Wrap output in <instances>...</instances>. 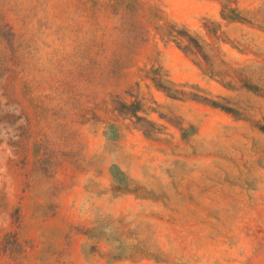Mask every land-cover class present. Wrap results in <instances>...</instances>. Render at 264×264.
<instances>
[{
    "label": "rangeland",
    "instance_id": "rangeland-1",
    "mask_svg": "<svg viewBox=\"0 0 264 264\" xmlns=\"http://www.w3.org/2000/svg\"><path fill=\"white\" fill-rule=\"evenodd\" d=\"M0 264H264V0H0Z\"/></svg>",
    "mask_w": 264,
    "mask_h": 264
}]
</instances>
